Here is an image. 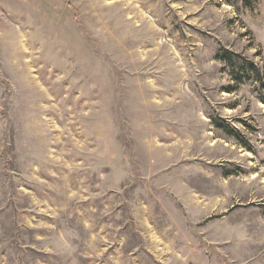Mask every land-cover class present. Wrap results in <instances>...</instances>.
<instances>
[{"label":"rangeland","instance_id":"rangeland-1","mask_svg":"<svg viewBox=\"0 0 264 264\" xmlns=\"http://www.w3.org/2000/svg\"><path fill=\"white\" fill-rule=\"evenodd\" d=\"M0 264H264V0H0Z\"/></svg>","mask_w":264,"mask_h":264},{"label":"trees","instance_id":"trees-1","mask_svg":"<svg viewBox=\"0 0 264 264\" xmlns=\"http://www.w3.org/2000/svg\"><path fill=\"white\" fill-rule=\"evenodd\" d=\"M233 56L235 57V54H233V53H231V52H229L227 50H223V53L220 56V60L226 61L227 63L231 64ZM247 65L251 69L254 68L252 63H248L247 62ZM247 69H248L247 67H242L241 70H247Z\"/></svg>","mask_w":264,"mask_h":264}]
</instances>
